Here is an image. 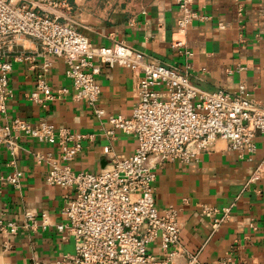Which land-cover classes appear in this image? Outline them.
Returning <instances> with one entry per match:
<instances>
[{
  "label": "crops",
  "instance_id": "0c3cea01",
  "mask_svg": "<svg viewBox=\"0 0 264 264\" xmlns=\"http://www.w3.org/2000/svg\"><path fill=\"white\" fill-rule=\"evenodd\" d=\"M176 2L28 0L30 7L50 18L77 25L93 46L122 42L166 66L183 64L173 48L175 42L182 41L193 54L190 74L194 87L232 94L242 85L264 108V0H193V10L202 19L195 20L184 32L176 30ZM2 43L5 59L13 64L9 75L13 98L0 125L19 117L32 125L45 120L57 129L89 136L71 164L77 172L98 173L112 157L125 159L135 151L133 136L119 131L114 137L106 135V117L130 118L137 104L129 69L111 68L93 60L101 94L97 107L106 113L100 118L84 102L75 100L71 82L64 75V60L44 56L39 42L28 37H9ZM18 56L21 59H16ZM46 60L51 67L43 73ZM237 67L243 70L237 72ZM41 76L52 93L60 89L67 93L43 104L30 101L27 95ZM19 144L13 166L7 150L0 146V175L14 170L23 173L20 190L5 182L1 185L0 220L15 223L19 231L15 236L0 235V264L51 263L60 255L74 252V239H63L56 231L57 224L65 221L61 211L72 191L46 182L49 168L39 157L55 155L56 148L26 138ZM255 144L256 150L249 155L228 151L224 141L216 140L212 149L200 153L196 160L187 164L165 162L156 169V209L159 213L168 207L177 211L182 255L175 264H184L186 254H197L202 264H219L226 257L243 264H264V136L257 135ZM105 147L111 149L109 156L103 153ZM203 206L230 207L229 218L212 231L211 220L201 213ZM27 213L34 215V228L23 227ZM147 251L158 259L166 254L160 250L159 241L149 244Z\"/></svg>",
  "mask_w": 264,
  "mask_h": 264
},
{
  "label": "built area",
  "instance_id": "2783aa9c",
  "mask_svg": "<svg viewBox=\"0 0 264 264\" xmlns=\"http://www.w3.org/2000/svg\"><path fill=\"white\" fill-rule=\"evenodd\" d=\"M179 16L176 30L184 32L197 19L193 0H177ZM241 13V9H239ZM222 28V26H220ZM28 37L39 42L42 54L57 57L66 64L65 77L71 82L76 101L84 102L100 117L106 113L97 107L100 88L95 82L97 69L93 60L131 71L138 101L130 118L108 115L107 136L117 131L136 140L135 151L125 159L111 158L98 173L75 171L71 164L82 152V143L89 136L56 128L45 120L32 125L19 118L0 125V146H4L14 165L21 138L31 139L57 149L53 155L40 156L49 168L46 182L72 191L61 214L64 222L57 224L61 238L74 239V252L63 254L51 263L31 264H175L182 255L177 211L173 207L159 213L153 196L156 169L163 163L187 164L212 149L222 140L228 151L252 155L255 138L264 136V108H261L244 86L236 92L218 90L205 92L191 83L192 52L182 41L173 44L183 58L181 66H166L150 61L142 52L125 43L93 46L71 25L58 22L46 13L29 6L28 0H0V119L6 118L7 104L13 98L9 87L12 62L5 59L2 42L9 37ZM16 59H21L18 56ZM29 60L30 57H25ZM51 67L46 60L45 73ZM91 67V71L86 72ZM237 67L235 71H242ZM67 93H52L41 76L27 98L34 103L54 101ZM43 97H42V96ZM104 155L111 149L105 147ZM23 173L18 170L0 175L3 182L20 190ZM203 216L212 222V231L229 218L230 207L215 209L203 206ZM34 215L25 214L23 227L34 228ZM31 225V226H30ZM19 231L13 222L0 220V235L15 236ZM159 241L165 257L149 254V244ZM184 264H202L197 254H186ZM219 264H243L226 257Z\"/></svg>",
  "mask_w": 264,
  "mask_h": 264
},
{
  "label": "rangeland",
  "instance_id": "374dc122",
  "mask_svg": "<svg viewBox=\"0 0 264 264\" xmlns=\"http://www.w3.org/2000/svg\"><path fill=\"white\" fill-rule=\"evenodd\" d=\"M141 1H142V0H134L135 3H140ZM105 7H107V6H105ZM105 7H104V8H105ZM108 7H109V6H108ZM111 7L113 8V7H115V6H111ZM69 26H70V25H69ZM71 26H72L74 29H76V30L78 31L77 25L72 24Z\"/></svg>",
  "mask_w": 264,
  "mask_h": 264
}]
</instances>
